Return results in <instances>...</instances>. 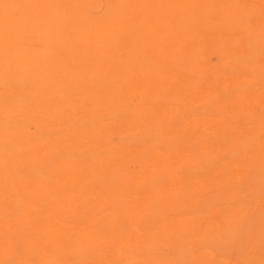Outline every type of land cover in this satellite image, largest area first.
Listing matches in <instances>:
<instances>
[{
    "label": "bare ground",
    "instance_id": "1",
    "mask_svg": "<svg viewBox=\"0 0 264 264\" xmlns=\"http://www.w3.org/2000/svg\"><path fill=\"white\" fill-rule=\"evenodd\" d=\"M0 264H264V0H0Z\"/></svg>",
    "mask_w": 264,
    "mask_h": 264
},
{
    "label": "rangeland",
    "instance_id": "2",
    "mask_svg": "<svg viewBox=\"0 0 264 264\" xmlns=\"http://www.w3.org/2000/svg\"><path fill=\"white\" fill-rule=\"evenodd\" d=\"M244 1H246V2H248L249 0H244ZM200 37L202 38V39H205L206 41H207V43H211V41H212V37L209 35V34H207V33H201V35H200ZM205 80H206V78H205ZM222 81H224L225 83L227 82V85H228V89L229 90H231L232 89V87H235V83H234V81H233V78H230V76L229 75H225V76H223L222 77ZM173 83V85H172V87H174L175 89H176V87H177V89L176 90H179L180 89V91H181V93L183 94V96L184 95H188V93H189V91H191V86L189 87V85H185V84H181V85H177V82L175 83V81L174 82H172ZM202 85H204V83L202 84ZM201 85V88H203V86ZM163 89H159V88H157V90L155 91L156 93H160L161 91H162ZM147 96V95H146ZM135 99H138V98H136L135 96H133ZM148 98H149V100H153L152 98H151V96H148ZM151 98V99H150ZM143 100V99H142ZM148 99H145V101H141V102H143V108L144 107H146V106H148V101H149ZM113 106L112 105H110V106H104V109L103 108H100L99 109V113H100V116L102 117V120L105 122V124H109V120L111 119V116H110V114H111V111H110V108H112ZM161 106H156V108H160ZM109 108V109H108ZM108 109V110H107ZM104 110V111H103ZM103 112H105V113H103ZM108 112V113H107ZM110 113V114H109ZM107 122V123H106ZM166 130V129H165ZM211 131H214V129L211 127Z\"/></svg>",
    "mask_w": 264,
    "mask_h": 264
}]
</instances>
